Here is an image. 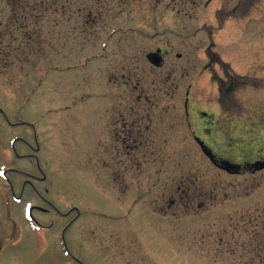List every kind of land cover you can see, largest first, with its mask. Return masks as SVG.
Masks as SVG:
<instances>
[{"label":"rangeland","instance_id":"obj_1","mask_svg":"<svg viewBox=\"0 0 264 264\" xmlns=\"http://www.w3.org/2000/svg\"><path fill=\"white\" fill-rule=\"evenodd\" d=\"M207 1L0 0V264H264V45Z\"/></svg>","mask_w":264,"mask_h":264},{"label":"flooded vegetation","instance_id":"obj_2","mask_svg":"<svg viewBox=\"0 0 264 264\" xmlns=\"http://www.w3.org/2000/svg\"><path fill=\"white\" fill-rule=\"evenodd\" d=\"M169 1L173 2L170 5H168L169 8L176 9L177 11H181L178 7L186 3V0H169ZM187 1L188 3L190 2V4L193 5L195 8L203 7L201 0H187ZM214 1L215 0H208L204 6L208 7ZM256 10L258 11V14L255 15ZM213 15L217 21V29H222L224 26H228L229 28H234V29L241 28L242 30H245L248 28H253L255 26L254 27L256 29L255 31L261 32V35L259 34L260 42L261 44L264 45V0H227V3L225 5L223 4L220 8H216ZM157 54L161 57L160 51H158ZM159 65H162V61ZM232 77L233 76L231 73V75L228 78L232 80ZM231 84H233L232 81ZM232 88L233 87L231 85V88L229 87V90H231ZM188 102L189 99H187L186 101L187 107H188ZM127 127H128L127 124L126 126L124 125L121 129L122 130L121 132L127 133L128 132ZM195 140L198 143L203 142L199 137H195ZM237 166L238 167L236 169L230 171L240 170L241 167L239 165ZM24 175H26V173ZM120 187H122V185H120Z\"/></svg>","mask_w":264,"mask_h":264},{"label":"water","instance_id":"obj_3","mask_svg":"<svg viewBox=\"0 0 264 264\" xmlns=\"http://www.w3.org/2000/svg\"><path fill=\"white\" fill-rule=\"evenodd\" d=\"M150 60L156 66H158L161 63V61H162L158 54H152L151 57H150ZM203 149H204V152L210 157V159L212 161H214L213 157L209 154L207 149L205 147H203ZM220 166L223 167L226 170H233V169L237 168L236 165H234V164H232V163H230L228 161H222Z\"/></svg>","mask_w":264,"mask_h":264}]
</instances>
